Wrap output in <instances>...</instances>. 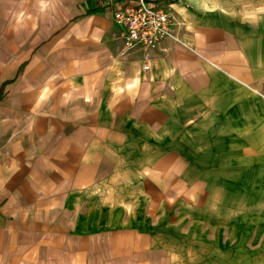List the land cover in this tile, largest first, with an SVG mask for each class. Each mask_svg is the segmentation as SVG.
Listing matches in <instances>:
<instances>
[{
	"label": "crops",
	"instance_id": "obj_1",
	"mask_svg": "<svg viewBox=\"0 0 264 264\" xmlns=\"http://www.w3.org/2000/svg\"><path fill=\"white\" fill-rule=\"evenodd\" d=\"M134 1L0 0V264H264V0Z\"/></svg>",
	"mask_w": 264,
	"mask_h": 264
},
{
	"label": "built area",
	"instance_id": "obj_2",
	"mask_svg": "<svg viewBox=\"0 0 264 264\" xmlns=\"http://www.w3.org/2000/svg\"><path fill=\"white\" fill-rule=\"evenodd\" d=\"M113 18L124 27L126 47H152L170 31V15L162 0H135L124 4L113 13ZM142 68L147 69V65L143 64Z\"/></svg>",
	"mask_w": 264,
	"mask_h": 264
},
{
	"label": "rangeland",
	"instance_id": "obj_3",
	"mask_svg": "<svg viewBox=\"0 0 264 264\" xmlns=\"http://www.w3.org/2000/svg\"><path fill=\"white\" fill-rule=\"evenodd\" d=\"M19 18H16V21L18 20ZM3 20V18H0V21H2ZM0 26L2 27L3 25L0 23ZM1 27H0V29H1ZM0 95H1V91H0Z\"/></svg>",
	"mask_w": 264,
	"mask_h": 264
}]
</instances>
